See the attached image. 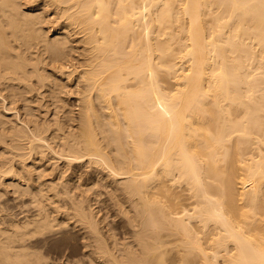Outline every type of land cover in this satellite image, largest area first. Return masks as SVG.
Returning <instances> with one entry per match:
<instances>
[{"label": "bare ground", "instance_id": "1", "mask_svg": "<svg viewBox=\"0 0 264 264\" xmlns=\"http://www.w3.org/2000/svg\"><path fill=\"white\" fill-rule=\"evenodd\" d=\"M40 2L66 27L45 24L50 20L41 4L24 9L21 0H0V143L10 153L0 161V192L23 190L57 211L64 208L61 194L69 197L63 215L85 226L94 264H264V0ZM72 32L82 40H73ZM74 42L86 52L80 51L86 57L81 123L77 133L58 125L52 132L53 123L30 122L20 109L30 116L26 95L47 85L45 54L61 64H52L55 74H79L68 60ZM58 81L53 87L61 89ZM11 111L14 123L5 120ZM53 159L76 170L90 164L107 171L115 203L133 226L126 230L131 242L119 243L111 229L101 232L106 219L78 173L58 179L57 189L63 167ZM37 214L11 224V234L0 229V264H44L24 244L53 228L49 215Z\"/></svg>", "mask_w": 264, "mask_h": 264}, {"label": "rangeland", "instance_id": "2", "mask_svg": "<svg viewBox=\"0 0 264 264\" xmlns=\"http://www.w3.org/2000/svg\"><path fill=\"white\" fill-rule=\"evenodd\" d=\"M23 1V3H22V5L24 4V5H27L28 4V6H30V4L31 3H34V2H36V4H41L40 5V9L42 8V10H44V8H45V10L44 11H46L45 13H44V16H45V14H46V19L47 20H50V21H47V23L45 22V24H49V25H51V23L52 24H54L55 23V28H56V24H60L61 22H58L57 21V23H56V21H53L54 19L53 18H51V17H54L53 16V11H50L51 9L50 8H46L43 4L44 3H41V2H43V1H41L40 2V0H35L34 2H33V0H28V1H30L29 3H25V0H21V2ZM27 0H26V2H28ZM35 3L33 4V5H36ZM23 5V7H24V9H28V8H31V7H33V6H30V7H28V6H24ZM32 5V4H31ZM48 9H49V11H50V14L49 13H47V11H48ZM44 11H42V12H44ZM48 11V12H49ZM52 14V15H51ZM47 15H48V17H47ZM51 18V19H50ZM53 19V20H52ZM54 22H52V21ZM60 21V20H59ZM62 21V24H58V28H59V26H60V29H63V28H65L66 27V25L63 23V20H61ZM49 22V23H48ZM51 22V23H50ZM64 24V25H63ZM46 25V26H47ZM45 28H47V27H45ZM76 31V30H75ZM72 36H73V40H75V41H77L80 37H83V35L81 34V36L80 37H78V35L76 36V35H74V32H72ZM52 35H53V33H52ZM51 38H53V36H50ZM77 39H76V38ZM80 40H82V39H79L78 41H80ZM77 41V42H78ZM77 42H74L75 43V45L77 44V46H75L74 45V43L72 44L73 45V47H77L78 49H79V52H78V49L77 48H74V50L73 51H69V56H68V60L70 61H72V64L74 63L75 65H77V66H75V65H73L75 68L76 67H78V69H76V71L78 70V72L77 73H79V74H76L74 77H71V78H69L67 75L65 76L64 75V77H68V78H65L64 79V77H63V75H60L58 72V74H55L56 72H53L52 70H54V68L52 69L51 67L52 66H60L61 64L60 63H57V65L55 64V63H51V61H50V55H48V56H46L47 54H45L44 56H43V60H45L46 62L45 63H48V64H51V65H49V66H47V65H45L46 66V69H48V72L46 73L47 75L46 76H48L49 75V79L47 80V85L45 86H43L42 88H41V90H39L38 92H35V94L33 93V94H31V96H30V94L29 95H26L28 98H30L29 99V104H28V106L30 107L29 109H31V112H30V116L27 114L28 112L26 111V109H28V108H24V110H23V108H21L20 109V113H21V116L23 117V118H27L28 119V121H30L31 122V120L33 119V120H35V121H39V119L42 117V123H46L47 125H50L51 126V124L53 123V125L52 126H54V127H51L52 128V132H53V130H54V132H55V130L56 129H58V127H60L61 129H62V131H64L63 130V127H64V129H65V131H67V132H74V133H77L78 132V126H80V123H81V121H79V120H81V118H80V116L82 117V115H80V114H82L81 113V109H80V98L82 97V95H80L81 93H83V91H84V84L82 83V80H81V72L84 70V68H85V64H83V62L85 63L86 61V57L83 59V57H84V55H86L85 53V48H83L84 46H83V44H81V43H77ZM83 46H81V45ZM78 45H79V47H78ZM80 46L82 47V48H80ZM34 50V49H33ZM75 50H76V53H77V56H74V54L76 55V53H75ZM80 51L84 54V55H82L81 56V53H80ZM36 52V50L33 52V53H35ZM70 52H74L73 53V55H70V54H72V53H70ZM28 54V56L30 55V53H27ZM34 55H36V53L34 54ZM81 57L80 59L79 58H77V57H79V56ZM46 56V57H45ZM70 56L72 57V58H70ZM34 57H36V56H34ZM75 59H74V58ZM78 61H80V62H78ZM68 60L66 61L65 60V62L63 61L62 62V64L63 63H65L66 64V62H68ZM84 60V61H83ZM48 61V62H47ZM82 61V62H81ZM79 63H82V64H80V65H82V66H80L79 65ZM52 64H54V65H52ZM79 66H80V68H79ZM49 67V68H48ZM81 67H83L82 69V71L80 72V69H81ZM75 68H74V70H75ZM50 70V71H49ZM52 73V74H51ZM79 75V76H78ZM54 76V77H53ZM58 77V79L60 80V81H58V84H61L63 87H60L61 89H59L58 87L56 88L55 86L53 87V82H54V80H55V78H57ZM53 77V78H52ZM62 79H61V78ZM72 78H74V79H72ZM77 78H78V80H77ZM52 79H53V81H52ZM67 79V80H66ZM69 79H71L72 80V82H70L69 81ZM74 80V81H73ZM51 81V82H50ZM66 81V82H65ZM76 81V82H75ZM81 81V82H80ZM49 82V83H48ZM65 85H63V84ZM65 83H68V84H65ZM70 83V84H69ZM77 83V84H76ZM81 83V84H80ZM52 86H51V85ZM79 84L81 85V86H79ZM67 85V86H66ZM70 87H72V89L71 88H69V86ZM79 87H78V86ZM47 86H48V88H47ZM50 86V87H49ZM46 87V88H45ZM65 87H66V90H64V91H62L63 89H65ZM51 88H55L56 89V91H57V93L56 94H59V95H57L56 96V94L53 96V95H51L52 93V89ZM63 88V89H62ZM67 88H69L70 89V91L67 89ZM82 89L81 91L80 90H78V89ZM45 91H44V90ZM47 89H49V90H51V91H49V90H47ZM68 90V91H67ZM71 90H73L74 92H72ZM78 90V91H77ZM40 91H43V92H41L40 93ZM65 91H67V94H66V92ZM77 91V92H76ZM62 92V93H61ZM64 92H65V94H64ZM72 92V93H71ZM80 92V94H78ZM39 93V94H38ZM51 93V94H50ZM68 94H69V96L70 95H72V96H70V97H72V98H70L69 96H68ZM78 94V95H77ZM34 95H36L37 97H35ZM43 95H44V98H43ZM47 95V96H46ZM67 95V97H68V99L65 97ZM42 96V97H41ZM51 96V97H50ZM62 96V97H61ZM39 97V98H38ZM49 97V98H48ZM54 97V98H53ZM58 97V98H57ZM59 97H61V98H59ZM64 97V98H63ZM78 97H80V98H78ZM34 99V101H32L33 99ZM38 98V99H37ZM45 99L44 101H43V99ZM66 98V99H65ZM77 98V99H76ZM52 99V100H51ZM62 101H61V100ZM31 100V101H30ZM36 100V101H35ZM40 100V101H39ZM42 100V101H41ZM64 100V101H63ZM70 100V101H69ZM79 102H78V101ZM37 101H39V102H37ZM45 101H46V103H45ZM48 101V102H47ZM58 101V102H57ZM67 101V102H66ZM34 102V103H33ZM44 102V103H43ZM51 102H53V103H51ZM62 102H63V104H62ZM66 102V103H65ZM30 103H31V105H30ZM59 103V104H58ZM36 104V105H35ZM42 104V105H41ZM47 104V105H46ZM48 104L50 105V107L48 106ZM65 104V105H64ZM66 104H68V105H66ZM74 104V105H73ZM79 104V105H78ZM23 105H25L24 103H20V104H18V106H23ZM44 105V106H43ZM57 105H58V107H57ZM44 108H43V107ZM45 106H47V110L45 109L46 107ZM53 106H55V107H53ZM61 106H63V107H61ZM13 108H14V106H12ZM39 109H38V108ZM49 107V108H48ZM55 109V110H53V109ZM56 108H57V111H56ZM62 110H61V109ZM66 108V109H65ZM53 111H52V110ZM68 109H70V110H68ZM23 110V111H22ZM33 110V111H32ZM36 110V112H34ZM46 110V111H45ZM60 110H61V112H60ZM66 112V115H65V112ZM73 112H72V111ZM99 110V111H98ZM43 111V112H42ZM44 111H45V114H43L44 113ZM55 111V112H54ZM69 111V112H68ZM97 111H98V114H100L101 116L103 115L102 113V108L98 105L97 106ZM27 112V113H26ZM32 112H34V113H32ZM38 112V113H37ZM79 112V113H78ZM14 113V114H13ZM15 111H11V113H9L8 114V116H7V118H5V120L6 121H8V122H11V123H14V120H15V118H16V116H15ZM49 113H50V115H49ZM53 113H55V114H53ZM58 115H57V114ZM62 113V114H61ZM69 113V114H68ZM71 113V114H70ZM73 113H75L74 115H73ZM78 113V114H77ZM11 114V115H10ZM25 114V115H24ZM35 114V115H34ZM37 114V115H36ZM41 114V115H40ZM48 114V115H47ZM26 115H27V117H26ZM31 115H33V116H31ZM64 115V116H63ZM47 116V117H46ZM49 116V117H48ZM52 116H53V118H52ZM57 116V117H56ZM58 116H59V118H58ZM63 118H62V117ZM77 116V117H76ZM9 117V118H8ZM29 117V118H28ZM35 117H36V119H35ZM37 117H38V120H37ZM44 117V118H43ZM55 117V118H54ZM61 117V118H60ZM69 117V118H68ZM72 117V118H71ZM13 118V119H12ZM51 118H52V120H51ZM9 119V120H8ZM10 119H12L13 120V122H12V120H10ZM30 119V120H29ZM46 119V120H45ZM60 119V120H59ZM65 119H67V120H65ZM74 119V120H73ZM32 120V121H33ZM44 120V121H43ZM47 121V122H46ZM54 121H56V123L54 122ZM15 122H16V120H15ZM51 122V123H50ZM58 122H59V124H58ZM70 122V123H69ZM73 122V123H72ZM76 122H79V123H76ZM39 123H41L40 121H39ZM61 123V124H60ZM56 124V125H55ZM64 124H66L65 126H64ZM79 124V125H78ZM57 125H58V127H57ZM71 126V127H70ZM73 126H74V131H72L73 130ZM57 127V128H56ZM67 127H68V129H67ZM69 129H70V131H69ZM50 131V132H51ZM50 132H49V134H50ZM64 133V132H63ZM1 148H3V145H1V143H0V161L2 162V160L3 161H5V160H7L6 158H8L9 159V157H8V155L10 154L9 153V151L8 150H6V148L4 147L3 149H4V151L1 149ZM7 152V154H6V152ZM3 152V153H2ZM5 154V155H4ZM3 157V158H2ZM6 157V158H5ZM52 161H54V159L52 160ZM51 161V163H50V165H53L52 167H56V165L55 164H57V163H59L58 165H59V167H63V168H61L62 169V172L61 173H59L58 174V176L55 178L56 180H57V182L56 181H54V183H56L57 185H59V186H57L58 188L57 189H59V191L61 192V189H62V184H61V182L63 181V179H70L71 178V175H80V176H82V181H85V183L86 184H88V186H90L89 188L91 189V191L90 192H92V193H89V195H88V198L90 199V200H92V198L94 199V200H92L93 202H91V203H93V205H95L94 206V208H96L97 207V209H99V207H100V209H99V211H101V213H100V217L102 218L103 216H104V218L106 219V221H104V223L102 222V224L101 225H99V226H102V225H104V226H102V228L101 227H99L100 229H101V232L103 233V231L105 230V229H111V233L112 234H114L116 237H118V238H116L117 240H118V242L120 243L121 242V244H123L124 242V244H127V242L129 243V242H131V239H130V237H128V236H131V234H128V233H132L131 231H134L133 230V226H131V225H129L130 223H129V218L127 217V216H125V215H122V214H124L123 212V210L122 209H120V207L118 206V204L117 203H115L116 202V200H115V198H114V195L112 194V192H111V187L110 186H108V185H110L111 184V182L113 181L112 180V178L107 174V171H105L104 172V170H103V172H101L102 170L101 169H98V168H95L94 166H91L90 164H88V165H90V166H88L87 164H84V165H82L81 167H78L77 168V170H76V168L74 169V167L73 166H69L68 167V165H65V163H62V162H56V160L54 161L55 162V164L53 163ZM66 168H65V167ZM89 168V170L91 171H89L88 169H86L87 167ZM68 167V168H67ZM84 168V170H83V168ZM94 168V169H93ZM66 169V170H65ZM74 169V170H73ZM70 170V171H69ZM79 170V171H78ZM96 170V171H95ZM101 170V171H100ZM64 171V172H63ZM76 171V172H75ZM69 174H68V173ZM84 172V173H83ZM86 172H88V173H86ZM92 172H93V174H92ZM96 172V173H95ZM65 173H67V175L65 176ZM78 173V174H77ZM99 175H98V174ZM105 173V175H102V174H104ZM62 174V175H61ZM83 174V175H82ZM86 174V175H85ZM78 175V176H79ZM61 176V177H60ZM72 176V177H73ZM85 176H86V178H85ZM87 176H88V178H87ZM107 176V177H106ZM50 177V176H49ZM54 175H53V179H54ZM67 177V178H66ZM104 178V179H103ZM107 180H106V179ZM53 179H51V177L50 178H48V176L47 177H45L44 178V181H48V183H49V181H50V183L52 182V180ZM61 180V182L59 181V180ZM102 179V180H101ZM111 180V181H110ZM90 183H89V182ZM107 181V182H106ZM108 181H110V182H108ZM6 182H8V183H10L9 182V180L8 181H6ZM105 182V183H104ZM59 183V184H58ZM95 183V184H94ZM73 184H76L77 186H78V184L77 183H71L70 184V186H73V187H75L76 185H73ZM90 184V185H89ZM92 184H93V186H92ZM106 184V185H105ZM61 185V186H60ZM76 186V187H77ZM121 186V187H120ZM73 187H71L70 189H72ZM106 187V188H105ZM108 188V189H107ZM110 188V189H109ZM119 188L120 189H122V185H120L119 184ZM8 189H10V190H8ZM13 189V188H12ZM12 189L9 187V188H7L6 190H3V189H1V190H3V191H1L0 193H4L5 194V192H7L6 193V195H4L3 193H2V195L0 194V206H1V208H0V229L2 228V229H6L7 231H8V233L10 232V234L11 233H13L12 231H14V229L13 230H11V228H14L13 226L14 225H16V224H21V225H24L25 224V222L27 221V222H29V221H31V220H33L35 217H36V215L38 216V214H37V212L39 211V215H49L50 217H51V219L52 218H55V219H53V221L50 219L49 220V222L51 221L52 223H53V226H52V223L50 222V224H51V226L54 228H47V229H44L43 231H41V232H45L44 234H40V233H36L37 235H35V236H29V237H27V239H26V241L28 242V244H27V242L25 241V243L24 244H26L25 245V247H29V248H26L27 250L28 249H30L29 251H27V252H29V253H31V258L35 261L36 259H42L41 261L44 263V264H59L60 262V264H94L93 262H92V259H91V250L92 249H94V248H91V247H87V249H85L86 248V244L87 243H89L88 241H87V238H85L87 235L85 234V232H86V229H85V226H83V224H81L80 222H76V218H70V220L72 219L73 220V222H72V220L71 221H69V220H67L66 219V217H65V215H66V213H64L65 212V204H66V202H71V200H70V198L69 197H67L66 195V198H63V197H65L64 196V194H61V199H60V203L58 204V205H60V207L62 206V204H64L63 206H64V208L62 207V208H60V209H63V210H58L57 211V206L56 205H54V206H51V205H49L48 203H47V201H45L44 199L42 200L40 197H37L38 198V201H37V198H34V196H30L29 195V193H23V190H21V192L20 191H18V192H15L14 194H13V192L14 191H12ZM58 191V190H57ZM58 191V192H59ZM176 191H180V189H177ZM78 192V190H73V194L75 193H77ZM17 193H19V194H17ZM22 195H21V194ZM110 193V194H109ZM185 194H189L188 192H184ZM25 194V195H24ZM78 194V193H77ZM14 195V196H13ZM63 195V196H62ZM112 195V196H111ZM190 195V194H189ZM21 196V197H20ZM27 196V197H26ZM30 196V197H29ZM8 197V198H7ZM32 197V198H31ZM91 197V198H90ZM7 198V199H6ZM17 198V199H16ZM113 198V199H112ZM14 199V200H13ZM62 199L63 200H65V201H62ZM69 199V200H68ZM96 199V200H95ZM20 200V201H19ZM33 202H32V201ZM36 200V201H35ZM41 202L40 204L38 203V202ZM95 201H98L99 203H97L96 204V202ZM24 202V203H23ZM46 202V203H45ZM42 203L45 205V207L46 208H44V205H42ZM18 204V205H17ZM37 204L39 205V206H37ZM3 205V206H2ZM29 207H28V206ZM41 205V206H40ZM48 205V206H47ZM22 206V207H21ZM99 206V207H98ZM4 207V208H3ZM28 207V208H27ZM33 207V208H32ZM39 207V208H38ZM43 207V208H42ZM51 209L52 207V209H55V210H51V212L52 213H56V215L55 214H49V213H51L50 211H49V208ZM120 210H119V209ZM4 209V210H3ZM38 209V210H37ZM46 209V210H45ZM14 210V211H13ZM27 210V211H26ZM41 210V211H40ZM4 211V212H3ZM12 211V212H11ZM43 211H45V213L43 212ZM49 211V212H48ZM64 211V212H63ZM13 212H15V214L13 213ZM58 212H60V213H58ZM62 212V213H61ZM73 213V211H70V213L69 214H72ZM121 212V213H120ZM10 213V214H9ZM19 213V214H18ZM23 213V214H22ZM26 213V214H25ZM3 214H5V215H3ZM9 214V215H8ZM59 214H60V216H59ZM63 214H65V215H63ZM121 216H120V215ZM52 215V216H51ZM103 215V216H102ZM15 216V217H14ZM34 218H33V217ZM59 216V217H58ZM74 215H72V217H73ZM6 217V218H5ZM9 217H10V219H9ZM20 217V218H19ZM25 217H26V220H25ZM27 217H28V219H27ZM30 217H32V218H30ZM14 218V219H13ZM63 218H65L64 220H63ZM17 219V221H15ZM61 219H62V221L63 222H65L66 223V221H67V224H63V222L61 221ZM56 220V221H55ZM75 220V221H74ZM102 220H104L103 218H102ZM7 221V222H6ZM19 221V222H18ZM59 221V222H58ZM62 223H61V222ZM2 222V223H1ZM15 224H14V223ZM17 222V223H16ZM24 222V224H22ZM56 222V223H55ZM72 222V223H71ZM127 222V224H125ZM6 223V224H5ZM55 223V224H54ZM63 224L64 226H66V227H64L63 225H62V227H61V225L59 226L58 224ZM78 223V224H77ZM11 224H13V225H11ZM56 224L58 225L57 226V228H56ZM73 224H76V227H75V225L73 226ZM81 224V225H80ZM122 224V225H121ZM7 225V226H6ZM10 225H11V228H10ZM80 225V226H79ZM83 226V227H82ZM108 226H109V228H108ZM128 226V227H127ZM6 227V228H5ZM10 229H9V228ZM73 227V228H72ZM75 227V228H74ZM82 227V228H81ZM110 227H112V228H110ZM125 227V228H124ZM61 228V229H60ZM68 228V229H67ZM98 228V229H99ZM104 228V229H103ZM129 228H131V230L129 229ZM9 229V230H8ZM48 229H49V231H48ZM99 229V230H100ZM117 229H119V230H117ZM121 229V230H120ZM125 229V231L127 230V231H130V232H128L127 233V231L125 232V231H123ZM46 230H47V232H46ZM52 230H53V232H52ZM57 230V231H56ZM77 231V232H76ZM106 231V230H105ZM117 231V232H116ZM50 232V233H49ZM83 234V239L81 238L82 237V234ZM105 233V232H104ZM118 233V234H117ZM126 233V234H125ZM48 234V235H47ZM59 234V235H58ZM128 234V235H127ZM43 235V236H42ZM73 235V236H72ZM86 235V236H85ZM46 236V237H45ZM85 236V237H84ZM126 236V237H125ZM3 238V237H2ZM67 238V239H66ZM127 238H128V240H127ZM30 239V240H29ZM35 239V240H34ZM73 240V241H72ZM84 240V241H83ZM30 241V242H29ZM50 241V242H49ZM87 241V242H86ZM37 242V243H36ZM43 242V243H42ZM29 243H31L30 244V246H29ZM28 245V246H27ZM16 246H19V244L18 245H16ZM34 250V251H32L31 252V248ZM36 249H35V248ZM85 249V250H84ZM18 250V249H17ZM44 250V251H43ZM88 250V251H87ZM40 251V252H39ZM91 251V252H90ZM34 252V254H32ZM39 252V253H38ZM87 252V253H86ZM89 254V255H88ZM37 255H40V256H37ZM87 255V256H86ZM35 256V257H34ZM37 257V258H36ZM42 257V258H41ZM84 259V260H83ZM49 260V261H48ZM62 260V261H61ZM37 261V260H36ZM47 261V262H46ZM51 261V262H50ZM55 261V262H54ZM78 261V262H77ZM91 261V262H90ZM46 262V263H45ZM81 262V263H80ZM85 262V263H84Z\"/></svg>", "mask_w": 264, "mask_h": 264}]
</instances>
